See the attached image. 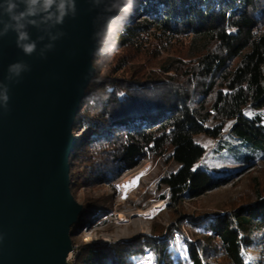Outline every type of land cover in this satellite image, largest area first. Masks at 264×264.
<instances>
[{
    "label": "trees",
    "instance_id": "1",
    "mask_svg": "<svg viewBox=\"0 0 264 264\" xmlns=\"http://www.w3.org/2000/svg\"><path fill=\"white\" fill-rule=\"evenodd\" d=\"M133 11L139 20L127 17L115 54L101 46L95 54L74 122L73 135H84L68 159L69 192L82 208L71 264H247L249 253L264 264L256 178L222 212L185 209L240 173L199 169L206 151L194 137L228 134L261 155H246L248 166L264 160V0H134ZM149 160L168 167L155 191L168 225L153 220L149 236L113 244L75 238L82 223L111 211L116 182Z\"/></svg>",
    "mask_w": 264,
    "mask_h": 264
},
{
    "label": "water",
    "instance_id": "2",
    "mask_svg": "<svg viewBox=\"0 0 264 264\" xmlns=\"http://www.w3.org/2000/svg\"><path fill=\"white\" fill-rule=\"evenodd\" d=\"M76 6V17L57 29L64 35L44 58L39 51L47 38L25 56L14 33L0 37V83L9 89L7 107H0V264H71L74 258L70 232L82 208L69 192L68 159L95 74L94 33L103 24L90 0ZM29 31L35 39L37 31ZM17 61L30 70L9 82L7 68Z\"/></svg>",
    "mask_w": 264,
    "mask_h": 264
},
{
    "label": "rangeland",
    "instance_id": "3",
    "mask_svg": "<svg viewBox=\"0 0 264 264\" xmlns=\"http://www.w3.org/2000/svg\"><path fill=\"white\" fill-rule=\"evenodd\" d=\"M130 21L136 22L138 16L132 11L128 16ZM83 133L74 134L77 141L83 137ZM194 142L201 146L206 155L199 163L198 168L209 173L216 171L219 174L233 175L240 172L232 183L222 189L207 194L203 198L185 204L188 213L210 212L219 213L224 211V206L246 190L249 179L256 178L261 187H264V160L258 161L252 166H248L244 157L246 155L259 156L249 153V149L243 142H235L226 134L219 140H212L199 135L194 137ZM214 146L220 148H214ZM170 168V167H169ZM168 167L160 160H149L143 162L138 168L119 179L114 185L111 193V211H99L98 216L85 221L75 231V238H80L81 243L87 244H113L120 241H128L136 237H146L151 233L153 220L160 225L167 226L169 214L167 204L152 219L146 220L139 216L140 213L151 209L154 204L159 203L156 195V185L167 172ZM175 172L176 167H171ZM242 170V171H241ZM139 177L137 186L124 193L117 186H122L126 181ZM108 191V190H105ZM102 191L95 189L92 195L96 196ZM126 196V198H124ZM83 227V228H82ZM75 250V248H74ZM247 264L257 261L255 254L249 253L246 256ZM73 259L71 260V262Z\"/></svg>",
    "mask_w": 264,
    "mask_h": 264
},
{
    "label": "clouds",
    "instance_id": "4",
    "mask_svg": "<svg viewBox=\"0 0 264 264\" xmlns=\"http://www.w3.org/2000/svg\"><path fill=\"white\" fill-rule=\"evenodd\" d=\"M93 9H97L95 20H103L97 28L94 38L101 46V53L109 57L117 51V38L128 16L134 8V0H90ZM76 0H0V37L12 32L16 36L15 44L25 56L37 52V45L47 38L39 51L41 58L54 47V41L64 35L57 30L66 18H75ZM95 22V21H94ZM30 29L38 33L32 39ZM29 65L17 61L7 68L6 80H16L29 71ZM8 86L0 83V107L6 109L9 101Z\"/></svg>",
    "mask_w": 264,
    "mask_h": 264
},
{
    "label": "bare ground",
    "instance_id": "5",
    "mask_svg": "<svg viewBox=\"0 0 264 264\" xmlns=\"http://www.w3.org/2000/svg\"><path fill=\"white\" fill-rule=\"evenodd\" d=\"M126 183L127 181L124 184H122V186L125 185ZM120 189H122L124 193L130 191V189H124L123 187H120ZM164 206H165L164 202L156 203L151 209L140 213L139 216L146 220L152 219L162 208H164Z\"/></svg>",
    "mask_w": 264,
    "mask_h": 264
},
{
    "label": "snow or ice",
    "instance_id": "6",
    "mask_svg": "<svg viewBox=\"0 0 264 264\" xmlns=\"http://www.w3.org/2000/svg\"><path fill=\"white\" fill-rule=\"evenodd\" d=\"M138 180H139V177H135L131 181L127 182L125 185L117 186V187L118 188L123 187L124 189H131V188L137 186ZM124 198H126V196Z\"/></svg>",
    "mask_w": 264,
    "mask_h": 264
}]
</instances>
